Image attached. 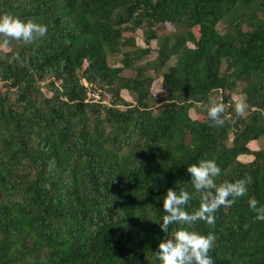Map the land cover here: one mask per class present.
<instances>
[{
    "label": "trees",
    "instance_id": "1",
    "mask_svg": "<svg viewBox=\"0 0 264 264\" xmlns=\"http://www.w3.org/2000/svg\"><path fill=\"white\" fill-rule=\"evenodd\" d=\"M4 12L48 30L0 47V264H163L159 241L184 226L160 228L163 194L188 183L198 206L187 165L207 158L218 183L251 182L193 227L217 234L215 264H264L248 204H264V144L249 146L264 138V0H0ZM209 94L228 103L223 125Z\"/></svg>",
    "mask_w": 264,
    "mask_h": 264
},
{
    "label": "clouds",
    "instance_id": "2",
    "mask_svg": "<svg viewBox=\"0 0 264 264\" xmlns=\"http://www.w3.org/2000/svg\"><path fill=\"white\" fill-rule=\"evenodd\" d=\"M48 30L46 23L36 19H22L12 12L0 13V47H7L12 39L33 41L37 36H44ZM19 52L13 58L19 59ZM246 101L242 98L235 99V112L237 115L244 113ZM225 103L218 101L215 95L209 94L207 98V115L215 125L225 123ZM190 173L191 188L199 195L198 206L189 208L193 199V192L188 183L175 184L168 187L163 194L164 214L160 228L164 233L173 224L184 225L178 227L170 238L159 241L157 255L163 264H215L214 256L210 254L217 240L213 231L201 232L193 225L197 221H204L209 225L216 222L215 214L222 206H231L236 199L249 191L248 185L251 177H240L234 180L225 179L218 183L222 168L214 158L200 159L187 165ZM249 207L256 213L255 219L264 220V204L255 196H249Z\"/></svg>",
    "mask_w": 264,
    "mask_h": 264
},
{
    "label": "rangeland",
    "instance_id": "3",
    "mask_svg": "<svg viewBox=\"0 0 264 264\" xmlns=\"http://www.w3.org/2000/svg\"><path fill=\"white\" fill-rule=\"evenodd\" d=\"M218 27H222V25H219ZM138 43L141 44V45H144V43L141 41V39L138 40ZM153 44H154V42H152V45H153ZM189 44H190V43H189ZM3 48H5V47H3ZM154 56H155V54L152 53L151 57H154ZM149 72H150V73H153L152 71H149ZM130 73H131V71H127V72H126L127 75H129ZM160 81H161V78H160V77H157V78H155V80L152 82V85H151V91H152V94L154 95V97H156V96H161V95H163V94L165 93L164 90H162V88H161ZM122 95H123V97L125 98V100L130 101V102H132L133 99H134V97H135L132 93L127 92V91H125V90L122 91ZM215 96H216V98H218L217 95H215ZM97 97H98V94H97ZM232 98L234 99V101H235L236 98H242V99H243V94L240 93L239 91L234 92V93L232 94ZM244 112L246 113V109H245ZM189 114H190V116L193 117V118L196 117V114H197V113H196L194 107H191V108L189 109ZM262 144H264V138H263V139H259L258 141H256V140H252V141L249 142V146H250V148H252V149H257V148H259ZM251 158H252V156H250V155H241V156H240V159H241L242 161H246V160H249V159H251Z\"/></svg>",
    "mask_w": 264,
    "mask_h": 264
},
{
    "label": "built area",
    "instance_id": "4",
    "mask_svg": "<svg viewBox=\"0 0 264 264\" xmlns=\"http://www.w3.org/2000/svg\"><path fill=\"white\" fill-rule=\"evenodd\" d=\"M98 97H99V95H98ZM228 103H226L225 105H227Z\"/></svg>",
    "mask_w": 264,
    "mask_h": 264
}]
</instances>
